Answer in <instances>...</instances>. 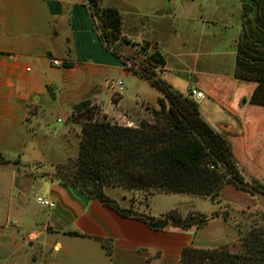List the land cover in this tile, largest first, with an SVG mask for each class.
<instances>
[{
    "label": "crops",
    "instance_id": "obj_1",
    "mask_svg": "<svg viewBox=\"0 0 264 264\" xmlns=\"http://www.w3.org/2000/svg\"><path fill=\"white\" fill-rule=\"evenodd\" d=\"M99 1L102 6H114L121 12L122 34L130 38L127 32H134L136 43L149 39V35L159 34L166 39L175 30L166 16L171 0H151L146 5L136 0L132 4L136 11L133 18L114 0ZM53 60L60 64L54 65ZM117 65L123 63L98 38L86 0H0V153L4 158L0 160V264H181L185 247H218L198 242L192 234L194 227L172 225L165 217L167 212L158 217L141 211L136 200L121 205L115 196L105 192L120 208H131L137 215L122 214L56 177L55 166L66 160L56 153L62 146L57 144L53 159H49L38 138L39 116L47 106L54 110L71 106L66 115L71 120L76 105L89 100L97 103L113 122L136 126L140 118L152 121L153 116L139 117L140 110L107 112L102 107L98 99V87H103L99 78ZM79 79L83 94L70 101L65 96L79 92L70 89ZM105 80L107 84L109 80ZM61 85L67 88L65 96H61ZM118 94L113 100L116 107L125 97ZM201 99L197 100L198 105ZM202 117L211 122L209 117ZM219 128L215 129L221 134L231 132L228 123H221ZM68 133V129L63 131L64 136ZM247 146L252 148L244 141L243 148ZM257 151L258 156L244 157L233 147L235 157L246 164V172L264 182V162L256 163V158L263 159L261 146ZM48 160L55 162L53 168L42 169V162ZM238 189L234 188V195L244 206L264 204V195L256 198ZM221 194L220 191L218 198ZM37 196L50 198L55 205L41 206L36 202ZM141 216L166 218L168 225L153 228ZM104 242L111 245L110 254Z\"/></svg>",
    "mask_w": 264,
    "mask_h": 264
},
{
    "label": "trees",
    "instance_id": "obj_2",
    "mask_svg": "<svg viewBox=\"0 0 264 264\" xmlns=\"http://www.w3.org/2000/svg\"><path fill=\"white\" fill-rule=\"evenodd\" d=\"M241 1L234 76L254 86L250 96L242 97L240 104L264 107V0ZM86 2L98 38L128 68L117 46L137 43L122 34L121 12L114 6H102L99 0ZM148 57V65L131 61L139 65L140 76L162 93L157 99L159 108L152 109V121L141 120L138 125L129 126L113 122L105 114L93 119L87 113L93 107L91 101L80 102L70 117L80 125L79 151L76 157L55 166L56 177L126 215L137 214L131 208H120L105 193V186L148 193H187L219 200L224 183L232 182L246 193L264 195V182L246 172V164L235 157L229 138L202 117L197 101L189 92L173 89L156 73V65L165 64L160 51L155 49ZM82 112L87 121L80 120ZM3 159L0 153V160ZM165 217L172 225L184 229L200 227L210 219L200 212L181 216L176 210ZM141 218L148 221L151 217ZM104 246L110 254L111 245L104 242ZM181 264H264V224L254 225L242 235L234 251L223 246L185 247Z\"/></svg>",
    "mask_w": 264,
    "mask_h": 264
},
{
    "label": "rangeland",
    "instance_id": "obj_3",
    "mask_svg": "<svg viewBox=\"0 0 264 264\" xmlns=\"http://www.w3.org/2000/svg\"><path fill=\"white\" fill-rule=\"evenodd\" d=\"M135 1L114 0L120 7L122 5L124 12L131 18L136 12L135 8H132ZM148 2L151 0H142L143 5ZM241 12V0H171V4L167 6L166 16L175 30L171 31L168 38H160L159 34L158 37L149 35V39L143 38L135 46L124 43L117 46L128 68L117 65L115 69H110L100 76L99 80L103 87H98L100 89L98 99L104 110L112 112L115 109L131 108L132 111L140 110L139 117L142 116L144 119L152 116V109L154 106H159L157 99L162 93L148 79L140 76L137 72L140 69L137 63L148 65V55L158 47L166 59L165 66L155 67L160 78L168 82L173 89L184 94L193 88H201L204 97L199 101L201 104L198 105V109H201L202 115L209 117L210 123L217 129H220L221 123L231 125V132L224 135H227L234 149L241 155L244 157L257 155L258 146H261L260 156L264 159L262 128L264 107L240 104L242 97L250 96L254 83L239 81L234 76L237 40L241 32ZM127 35L130 37L128 39L136 40L134 32L129 31ZM131 59L137 63H133ZM106 78L122 80L124 83L121 93L125 97L117 107L113 100H116L119 94L115 92L116 89L106 87L108 86ZM79 85L80 87L82 85L81 79L70 88L79 92L69 97L65 96L67 88L63 89L61 85L59 87L61 96L63 94L70 101L77 99V96L81 98L83 91L80 92ZM92 104L93 107L91 106L87 113L92 114L93 119L102 118L104 113L101 107L97 103ZM70 111L71 106L64 105L57 110L47 106L39 116L38 138L44 143L49 159H53L52 154L57 144L62 148L56 153L66 159L65 162L68 157L74 158L78 154L80 128L79 123L66 118ZM79 116L82 121L88 120L83 112ZM249 122L257 125L252 126ZM65 129L69 130L67 136L63 135ZM244 141L249 142L252 148L249 146L243 148ZM263 159L256 158V163H263ZM53 163L55 162L48 160L42 162L41 167L51 169ZM261 170L264 172L263 168ZM235 187L234 183L226 182L222 187L220 200L178 192L133 191L121 186H105V192L115 196L121 205H128L136 200L141 211L158 217L171 210H176L181 216L195 211L207 215L213 214L214 217L206 224L200 227L192 226L194 227L192 234L200 243L223 246L234 251L238 248L242 235L252 226L264 224V204L259 202L255 207L244 206L234 195ZM254 195L256 198L263 196L259 193Z\"/></svg>",
    "mask_w": 264,
    "mask_h": 264
},
{
    "label": "built area",
    "instance_id": "obj_4",
    "mask_svg": "<svg viewBox=\"0 0 264 264\" xmlns=\"http://www.w3.org/2000/svg\"><path fill=\"white\" fill-rule=\"evenodd\" d=\"M52 63L54 65L60 64L58 60H53ZM107 84L109 88L116 89L115 90L116 93H119L124 89V83L122 80H109L107 81ZM189 95L195 100H198L204 97V94L201 90H197L194 88L189 91ZM209 166L211 168L214 167L212 163H209ZM36 201L39 205L44 206V207H53L55 205V202L47 197L37 196Z\"/></svg>",
    "mask_w": 264,
    "mask_h": 264
},
{
    "label": "water",
    "instance_id": "obj_5",
    "mask_svg": "<svg viewBox=\"0 0 264 264\" xmlns=\"http://www.w3.org/2000/svg\"><path fill=\"white\" fill-rule=\"evenodd\" d=\"M148 224L153 228H165L168 225V220L166 218L159 219V220H153L152 218L148 219Z\"/></svg>",
    "mask_w": 264,
    "mask_h": 264
}]
</instances>
